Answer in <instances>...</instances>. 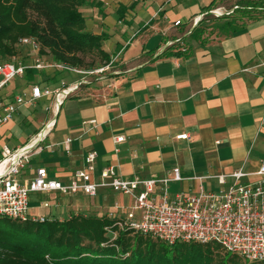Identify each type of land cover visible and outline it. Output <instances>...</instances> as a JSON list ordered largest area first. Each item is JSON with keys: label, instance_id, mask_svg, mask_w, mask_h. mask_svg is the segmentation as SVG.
I'll return each instance as SVG.
<instances>
[{"label": "crops", "instance_id": "crops-1", "mask_svg": "<svg viewBox=\"0 0 264 264\" xmlns=\"http://www.w3.org/2000/svg\"><path fill=\"white\" fill-rule=\"evenodd\" d=\"M91 1V7L80 9L86 30L104 37L101 50L117 64L112 73L81 86L58 106L52 98L38 100L45 115L29 114L28 104L17 107L0 128V149L20 148L48 125L41 151L26 165L21 182L43 168L50 180L66 185L86 167L89 153L96 156L93 183L101 182L106 168L124 179L144 180L177 169L182 180L168 183L171 196L199 189L217 192L224 187L212 177L237 170L249 175L243 183L254 182L264 163V15L245 19L241 31L225 36L213 28L222 22L204 16L222 0ZM202 19L199 25L206 30L198 40L190 39L194 21ZM176 22L180 25L174 26ZM24 52L22 62L30 67L34 55L28 47ZM27 72L0 91V110L32 86L55 90L61 82L72 85L80 79L53 70ZM25 123L33 132L11 144L17 127L24 129ZM180 135L188 140L177 139ZM115 137L124 141L115 143ZM230 184L227 179L225 187ZM132 206L131 197L102 187L94 197L32 194L28 214L59 221L77 215L123 220Z\"/></svg>", "mask_w": 264, "mask_h": 264}, {"label": "built area", "instance_id": "built-area-1", "mask_svg": "<svg viewBox=\"0 0 264 264\" xmlns=\"http://www.w3.org/2000/svg\"><path fill=\"white\" fill-rule=\"evenodd\" d=\"M212 13L209 11L204 16ZM231 13L232 10L226 15ZM179 25L180 22L174 23V26ZM20 43L32 52L34 63L30 67L16 62L1 63L0 91L13 79L22 77L27 69L64 72L80 79L72 85L61 82L55 90L32 86L27 94L14 97L12 103L0 110V128L12 120L18 106L34 104L42 98H52L54 107L58 106L62 99L88 84L84 80L85 76L103 74L110 67L108 64L93 72H84L66 64L42 60L33 39H23ZM47 128L48 125L20 148L10 150L3 146L0 149V219L42 223L46 220L44 217L31 218L28 214L30 195L50 192L75 195L81 192L94 197L99 188L108 187L114 193L133 199L131 210L123 220L118 219L116 225L120 229L149 236L168 246L177 243H213L219 245L224 252L238 256L243 262L264 261V163L255 173L256 179L252 183H243L242 179L249 175L237 170L230 175L212 177L219 186L224 187L221 190L205 192L199 189L196 194L189 195L180 193L171 196L168 193L169 182L182 180L177 169L166 177L144 180L137 177L124 179L117 176L112 168H106L99 175L101 182L93 183L91 174L96 158L94 153L86 155V167L77 171L66 185L50 180L43 168L36 169L34 176L24 184L20 180L21 174L35 152L41 151L40 143L45 138ZM42 132V137L32 144ZM177 139L188 140V136L180 135ZM113 140L119 144L124 138L115 137ZM69 143V139L63 142L65 150L69 149ZM209 178L211 177H200L197 180ZM227 179L232 180V184L225 187ZM42 207L46 208L47 205Z\"/></svg>", "mask_w": 264, "mask_h": 264}, {"label": "trees", "instance_id": "trees-1", "mask_svg": "<svg viewBox=\"0 0 264 264\" xmlns=\"http://www.w3.org/2000/svg\"><path fill=\"white\" fill-rule=\"evenodd\" d=\"M92 5L91 0H0V59L25 66L20 57L25 46L20 42L33 39L38 56L53 63L82 69V58L96 53L108 65L109 56L101 50L104 37L86 30L80 12ZM235 7L213 27L220 34H235L244 28L245 19L264 15V0L244 1ZM203 20L190 39L203 35L206 28L199 25ZM117 222L91 215L42 223L0 219V264H264L243 262L213 243L168 246L120 229Z\"/></svg>", "mask_w": 264, "mask_h": 264}, {"label": "rangeland", "instance_id": "rangeland-1", "mask_svg": "<svg viewBox=\"0 0 264 264\" xmlns=\"http://www.w3.org/2000/svg\"><path fill=\"white\" fill-rule=\"evenodd\" d=\"M244 1H253V0H222L220 6L218 8L211 10V12H218V14H214V15L207 14V15H205V18L207 20H209L210 22H213L212 19H214V20H216L215 22L218 23L221 21V20H219L220 17L225 16L227 13H229V11H231L233 8H235V5H239V3H242ZM20 57H22V59L24 61V59L26 58V54L21 51ZM82 59H83L84 65H83L81 70L84 72H93L94 70L99 69L105 65V62L96 53L87 55V56L83 57ZM4 61H6V60L0 59V63H4ZM109 64H110V67H109L110 69H108V71H106L100 75H87V76H85L84 80L87 81L88 83L94 82L97 77H99V76L105 77L108 75V73H112L114 70V69H112V66L115 67L117 62H115V61L111 62L110 61ZM64 74H67V73H64ZM26 110H27L26 112H29V114L34 115V116L45 115L43 106L39 103L28 104ZM23 127H24V129L17 127L15 132H18V131L19 132H18V134H16L14 132V137L11 140V144H16L18 137H21L23 135L26 137V134H31L34 130V129H32L33 127L29 124L27 125V123H25L23 125ZM18 142H20V141H18Z\"/></svg>", "mask_w": 264, "mask_h": 264}, {"label": "bare ground", "instance_id": "bare-ground-1", "mask_svg": "<svg viewBox=\"0 0 264 264\" xmlns=\"http://www.w3.org/2000/svg\"><path fill=\"white\" fill-rule=\"evenodd\" d=\"M214 14H218V12H213L212 15ZM44 134V132H42L38 137H36V139L32 142V144L39 138L42 137V135Z\"/></svg>", "mask_w": 264, "mask_h": 264}, {"label": "water", "instance_id": "water-1", "mask_svg": "<svg viewBox=\"0 0 264 264\" xmlns=\"http://www.w3.org/2000/svg\"><path fill=\"white\" fill-rule=\"evenodd\" d=\"M200 21H197L196 22V24H193V28L195 27V26H197V24L199 23ZM192 32V31H191Z\"/></svg>", "mask_w": 264, "mask_h": 264}]
</instances>
